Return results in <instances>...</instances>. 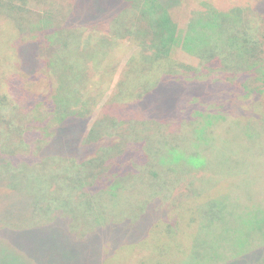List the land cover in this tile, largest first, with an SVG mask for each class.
<instances>
[{
  "label": "rangeland",
  "instance_id": "374dc122",
  "mask_svg": "<svg viewBox=\"0 0 264 264\" xmlns=\"http://www.w3.org/2000/svg\"><path fill=\"white\" fill-rule=\"evenodd\" d=\"M117 1L119 0H100V17L95 20L103 24L91 26L95 31L100 30L101 34H106L104 19L116 9ZM202 1L236 15L234 18L230 15V18L237 21L223 20L228 18H221L220 21L216 19V23L214 20L208 23L210 27L216 24L213 30L207 27V30L198 32L197 35H188L185 47L197 50L204 58L202 63L206 65L203 69L199 68V77H205L206 69L211 67L208 64L213 67V62L219 63L215 61L216 58H225L224 55H229L228 51L231 50L243 51L242 38L246 36V32H254L252 24H244V19L250 20L257 16L264 18V0H163L161 3L167 7L179 28L185 29L192 13L204 10ZM11 2L12 0H0V18L11 16L16 22L17 15L22 14V18L26 20L23 24L29 29L37 28L31 17L34 16L32 12L38 15L45 10L53 11L56 13L54 18H63L65 13L78 9L74 13L80 15L82 20L80 13L85 3L84 0ZM92 7L91 4L90 15ZM136 8L134 13L127 12L125 16L128 19L134 17L139 21L145 20L139 6ZM147 10L144 5L143 11ZM116 14L117 11L113 13ZM58 22L53 23L59 24ZM50 24L48 22L47 26ZM84 24H89V21L85 19ZM12 34L7 29V23L0 30V65L5 64L8 59L14 63V51L10 43ZM151 34L157 42V34ZM22 48L20 57L23 70L32 74L41 59L47 56L49 48L46 49L40 42L30 43ZM179 57L182 60L187 59L182 52ZM247 57L252 60L251 57L256 58V55L251 51ZM261 64L264 65V61ZM239 78L241 79L235 85L229 80L216 82L212 79L211 83L216 86L211 88L207 87L206 81L179 78L170 83L168 90L164 88L162 92L155 93L149 99V104L145 99L122 112H112V115L132 118L133 121L121 118L122 127L119 130L111 129L103 133L100 146L104 150L101 154L104 162L107 160V165L111 167L119 160V169L127 172L122 174V178H132L128 180L130 183H120L121 187L112 188L105 196L103 192L88 191L91 182L98 179L99 170L102 177L108 175L105 163L102 164L97 158L101 147L92 144L89 148L91 161L80 164V159L87 151H82L87 146V136L84 134L86 122L81 121L80 126L73 121L58 131L57 141H60L61 154L39 152L36 157L40 166L37 164L35 167H26V181L22 192L33 195L30 200L33 198L36 209L19 208L13 211L19 210L20 214L25 212L24 215H30L25 218V224L31 225L46 221L51 212L66 211L70 216L69 221L47 223L34 233L18 239L38 240L37 246L28 250L33 259L38 261L36 264H102L107 250L118 248L119 251L122 249L119 246L140 242L146 237L150 226L155 227L142 244L152 252L147 256V264H175L182 256L195 254L198 242L205 254L202 258L204 263L215 261V264H220L231 256L233 245L239 244V250L248 254L240 259L235 258L234 262L231 260V264H262L264 109L256 110V107H264V103L250 106L249 97L241 92L249 88L254 91L252 96H255L263 90V85L257 81L246 89L244 85L248 82L245 83L243 76ZM261 79L264 81V73ZM16 98H10L8 104L2 100L6 104L0 105V129H3L0 145L4 147V151L5 148L10 149L7 144L10 137L19 139L22 144L32 137L21 126L18 134L12 131L24 122L21 114H18L20 110L10 107L22 106L15 101H20L22 97L17 95ZM166 112L168 114L156 117V114ZM96 120L95 117L90 121V128ZM105 124L113 125V121L105 120ZM94 135L96 134L89 135L90 141L95 138ZM78 147L81 148L76 154ZM150 160L156 163L159 160L166 165L167 173H161L155 178L142 174L145 171L144 165ZM4 187L0 184L1 191L6 189ZM1 191L0 243L7 247L11 242H16L14 233L19 230L5 228L9 227L4 223L6 219L3 217L7 213H13L8 204L12 196ZM37 199L39 202L36 203ZM187 200L193 206L189 211L182 206H186ZM29 206H32L31 201ZM33 210L40 214H33ZM165 210H172L175 214L171 218L174 221L171 228L164 223L162 225L154 222ZM178 213L181 215H176ZM58 215L62 216L60 213ZM188 216L193 223L198 220L196 225H189ZM177 217L181 220L180 224ZM97 224L101 225L100 230L96 228L89 234L84 233L82 239H74L76 234L72 233V228H95ZM198 231L202 234L199 241L196 238ZM29 242L35 243L31 239ZM252 249L256 250L250 251ZM116 254L115 251L112 255ZM19 255L30 257L27 252ZM106 264L117 263L111 259Z\"/></svg>",
  "mask_w": 264,
  "mask_h": 264
},
{
  "label": "trees",
  "instance_id": "16d2710c",
  "mask_svg": "<svg viewBox=\"0 0 264 264\" xmlns=\"http://www.w3.org/2000/svg\"><path fill=\"white\" fill-rule=\"evenodd\" d=\"M16 1L21 0H12L11 4ZM84 1L80 13L82 20L80 15L74 13L78 9L65 13L63 18H54L56 13L53 11L45 10L43 14L38 15L35 14L36 12H32L31 14H34V16L31 15V17L37 27L35 29L24 26L23 23L26 20L22 18V14L17 15L18 20L16 22L11 16L0 18V30L7 23V29L10 33H13L10 37V43L14 51V63H11L8 59L5 64L0 65V105L8 104L10 98L17 99L16 96L20 95L21 100L15 101L22 106L10 107L20 110L18 114H21L24 122L12 131H16L18 134L21 126L22 130L30 132L32 135L26 140L25 144L20 143L17 138L10 137L7 141L10 149L5 148V151L4 147L0 145V184L6 188L0 191L12 196L13 200L10 198L11 200L8 203L11 212L19 208L36 209L34 208L36 205L34 206L33 198L30 200V196L33 195L22 192L26 181V167L28 165L35 167L37 164L40 166V161L36 157L39 152L61 154L59 150L60 141H57L58 131H61L73 121H76V125H80L81 121L86 122L87 126L84 132L87 136L85 140L87 146L82 149V151L86 149L87 151L86 155L80 159V164H83L91 161L89 160V148L92 144L101 147L100 141L104 132L111 131V129L119 130L122 127H120V124H122L121 118L133 121L132 118L112 115V112H122L142 103L145 99L148 100L149 104V99L158 91L162 92L164 88L168 90L173 80L195 78L201 82L206 81L207 87L211 88L216 86V84L211 83L212 79L216 82L229 80L235 85L241 79L239 76H243L245 83L248 82L247 85H244L246 89L248 85L251 86L253 82L257 81L263 85V90L255 96H252L254 91L249 88L248 90H242L241 94L249 97L250 106L256 103H264V81L261 79L264 73V65L261 64L264 61L263 17H251L250 20L244 19V24L247 22L252 24L251 28L254 29V32L250 34L246 32V36L242 38L243 51L238 50L235 52L231 50L228 51L229 55H224L225 58L221 57V60L216 58L215 61L219 63L216 64L212 61L214 66L208 64L211 67L206 69L205 77H199V68L202 67L203 69L206 65L202 63L204 58L200 53H197V50L194 51L185 47L188 35L190 33L197 35L198 32L207 30V27L213 30L216 24L214 27H210L208 25L209 21L214 20V23H216V19L220 21L221 18H228L223 19L227 21H237L230 18V15L232 18L236 15L224 12L225 10H220L209 2L202 1L201 4L204 6V10L194 11L186 28L180 29L167 7L161 3L163 0H119L116 2V9L112 10L110 16H105L104 21L107 27H105V30L107 31L106 34H101L100 30L95 31L91 27L103 24L95 20L100 17V0ZM91 4L93 7L90 15L89 8ZM144 5L148 9L147 11H143ZM137 6H139L140 12L145 18L143 21H139L134 17L128 19L125 16L127 12L134 13L133 10H136ZM115 11H117L118 16L117 14L113 15ZM85 19L89 21V24H84ZM93 19L94 21H92ZM56 21H59V24L53 23ZM48 22L51 24L47 26ZM219 25L221 27L220 22ZM75 26L77 27L75 28ZM151 32L157 34V42L153 39ZM200 39L202 40L201 37ZM202 41L206 43L205 39ZM39 42L46 49L49 48V52L47 56L41 59L37 69L32 74L27 73L23 70L22 58L20 57L22 47ZM251 51L256 55V58L251 57L252 60L247 57ZM180 52L185 54L187 59L182 60L179 57ZM20 82H23V84ZM166 84H168V87ZM238 98L242 99L239 95ZM263 109V106L256 107V110ZM252 111L251 108L253 114L254 111ZM166 114L168 112L159 113L156 114V117ZM95 117L97 120L90 128L92 125L90 121ZM108 119L113 121V125L105 124V120ZM80 126L78 128H81ZM93 133L96 134L94 135L95 138L90 141L89 135H93ZM2 134L3 129H0V136ZM81 147L77 148L76 154H78ZM100 149L97 152L99 155L97 158L101 160L102 164L105 163L108 175L102 177L99 170L98 179L91 182L88 191L103 192L105 196V193H109L112 188L121 187L122 184L120 183H130L128 180L132 177L122 178L124 177L122 174L127 172L119 169L120 165L117 164V162H120L119 160L116 161L113 167L107 165V160L104 162V157L101 154L104 149ZM194 154H197L196 151ZM158 162L148 161L144 165L145 171L142 174H147L148 178H155L161 173H167L166 165L159 160ZM135 180L137 179L135 178ZM113 194H116V192H113ZM30 201L32 206H29ZM37 202H39L38 199ZM182 206L186 211L193 208L188 200L186 206ZM19 212L18 210L11 214L7 213L3 217L6 219L4 223L9 227H5L7 230L13 229L15 231L19 230V232L14 233V241L16 242L9 244L12 248L3 246L0 243V264L38 263L37 260L33 259V255L28 252V250L37 246L38 240L29 238L26 241H18V239L21 236L34 233L35 230L40 229L47 223L57 224L60 223L59 220L69 221L70 217L66 211L51 212V215L48 213L50 215L47 218L48 220L45 219L44 222H35L31 225L25 224L27 221H25V218L30 215H24L25 212L20 214ZM34 213L40 214L33 210ZM58 213L62 216H59ZM167 214L168 216H166ZM174 215L172 210H165L162 215H159V219L154 222H156L155 224L159 222L162 225L164 223L171 228L174 226V221L171 220ZM176 220H179L178 224H180V218L177 217ZM197 221L194 220L193 223V220L188 216L189 225L192 223V226L196 225ZM100 226V224H97L95 228L83 227L82 230L71 227V231L76 234L74 239H82L84 233L89 234L96 228L100 230ZM154 227L150 226L146 237L140 242L119 246L122 248L119 251H117L118 248L113 251L107 250L102 264H106L111 259L117 264H133V262L134 264H147V256L152 252L150 248L142 244H144L145 238L148 234H151ZM200 233L201 231L197 232V241L201 238L202 234ZM30 239L35 243L31 244ZM200 246L198 242L195 254H189L188 257L182 256L177 262L175 261V264H215V261L212 263L202 262L205 254ZM233 246L231 256L222 260L220 264H231V260L234 262L236 261L235 258L240 259L248 254L239 250V244ZM180 247L179 245L178 248ZM253 250L256 249L250 251ZM19 251L27 252L30 257H21ZM115 251L117 254L113 256ZM20 258L22 259L20 260ZM262 264H264V259Z\"/></svg>",
  "mask_w": 264,
  "mask_h": 264
}]
</instances>
